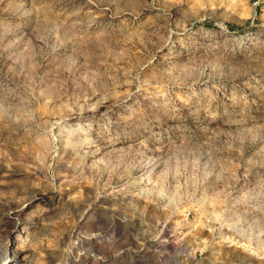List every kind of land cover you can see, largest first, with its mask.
<instances>
[{"label":"rangeland","instance_id":"1","mask_svg":"<svg viewBox=\"0 0 264 264\" xmlns=\"http://www.w3.org/2000/svg\"><path fill=\"white\" fill-rule=\"evenodd\" d=\"M2 263L264 264V0H0Z\"/></svg>","mask_w":264,"mask_h":264},{"label":"bare ground","instance_id":"2","mask_svg":"<svg viewBox=\"0 0 264 264\" xmlns=\"http://www.w3.org/2000/svg\"><path fill=\"white\" fill-rule=\"evenodd\" d=\"M14 253V252H13ZM12 254V253H11ZM11 261V260H10ZM2 264H4V263H2Z\"/></svg>","mask_w":264,"mask_h":264}]
</instances>
